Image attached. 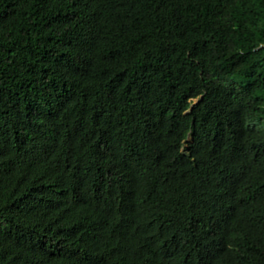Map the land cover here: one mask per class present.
I'll list each match as a JSON object with an SVG mask.
<instances>
[{"label":"trees","instance_id":"16d2710c","mask_svg":"<svg viewBox=\"0 0 264 264\" xmlns=\"http://www.w3.org/2000/svg\"><path fill=\"white\" fill-rule=\"evenodd\" d=\"M0 264H264V0H0Z\"/></svg>","mask_w":264,"mask_h":264}]
</instances>
